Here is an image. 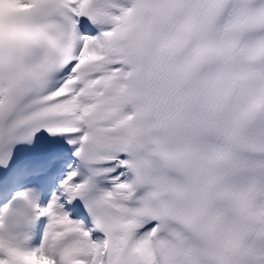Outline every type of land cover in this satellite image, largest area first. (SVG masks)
Instances as JSON below:
<instances>
[{"label": "snow or ice", "instance_id": "snow-or-ice-1", "mask_svg": "<svg viewBox=\"0 0 264 264\" xmlns=\"http://www.w3.org/2000/svg\"><path fill=\"white\" fill-rule=\"evenodd\" d=\"M237 188L264 198V0H0V264H202Z\"/></svg>", "mask_w": 264, "mask_h": 264}, {"label": "clouds", "instance_id": "clouds-1", "mask_svg": "<svg viewBox=\"0 0 264 264\" xmlns=\"http://www.w3.org/2000/svg\"><path fill=\"white\" fill-rule=\"evenodd\" d=\"M201 228L202 264H240L249 247L264 242L258 235L264 232V198L253 200L237 188L216 213L202 220Z\"/></svg>", "mask_w": 264, "mask_h": 264}, {"label": "bare ground", "instance_id": "bare-ground-1", "mask_svg": "<svg viewBox=\"0 0 264 264\" xmlns=\"http://www.w3.org/2000/svg\"><path fill=\"white\" fill-rule=\"evenodd\" d=\"M255 247L257 248V251L255 250ZM254 256L256 259H259L260 256L261 261L264 263V242L257 243L254 246Z\"/></svg>", "mask_w": 264, "mask_h": 264}]
</instances>
